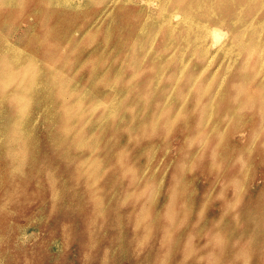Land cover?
<instances>
[{"label": "rangeland", "instance_id": "1", "mask_svg": "<svg viewBox=\"0 0 264 264\" xmlns=\"http://www.w3.org/2000/svg\"><path fill=\"white\" fill-rule=\"evenodd\" d=\"M110 1L47 17L80 59L84 26L107 38L92 85L31 52L33 1L0 0V264H264V24L263 53L210 39L199 57L161 32L159 0Z\"/></svg>", "mask_w": 264, "mask_h": 264}, {"label": "bare ground", "instance_id": "2", "mask_svg": "<svg viewBox=\"0 0 264 264\" xmlns=\"http://www.w3.org/2000/svg\"><path fill=\"white\" fill-rule=\"evenodd\" d=\"M30 1H33V3H34V6H33L34 11H32V12L33 13L35 12L37 14L36 20L38 19V22L40 23V26H41L40 28L43 27L42 30H40V32H37L32 38L29 39L31 52L32 53H38V54L40 53L41 58L45 62H49V63L51 62L53 64L52 66H55V68L57 70H61L63 72L67 71L68 73L76 74L77 72H80V70L78 68L82 67V68H84V70L86 69V71H87L86 76L88 77L87 79L90 81L89 82L87 80V82H89V84L91 82H92L91 83L92 85L101 83V81H103L105 79V76L103 77V75H102L103 71L101 72L100 71L101 68H99V67H101V65L102 66L104 65V62L107 61L106 60L107 58H106L105 54H104V56L102 55L100 50H101V46L108 43L107 38H106V41L102 35L101 36L103 38L102 39L99 38L100 36L97 34V32L94 33L92 31V29L90 27L91 24L89 26H84V27L81 24V26L83 27L82 28V36L83 37L86 36L85 39H87V40H92V41L95 40L96 41V43H95L96 47H93L91 49V53L89 55L85 56V58L82 57L84 59H80V57L78 56L80 54V49L82 47V45L79 46L80 38L77 37L75 35V33L72 31L69 33L66 30V31L62 32V34H60V32L58 31L59 27H58V29L54 28V30L50 29L49 25H51V24L49 23V21H47V17L49 16V13L51 12V10L53 8L52 6L56 3L57 0H52L50 2H48V0H28V2H30ZM118 1H120V0H118ZM144 2L147 5H149L150 7L152 5L151 4L152 2L154 4V0L153 1L152 0H146ZM155 2H156V0H155ZM115 3H116V1H115ZM0 4H1V2H0ZM1 5H3V4H1ZM25 5H26L25 9H27V7H28L27 1H25ZM48 6H49V8H48ZM159 7L162 11V19H163L161 21V26H162L161 32H163L164 34L166 33L169 36L171 34V37H173L174 41L177 42V45H178V43H180V46H178V48H177L178 53H192V54L198 53V55H199V53L204 54L206 51L205 46H206L208 40H210V39H211V42L218 44L217 50H219V52H221V53H248V54L249 53H263L262 52L263 49H262V47H260V43H261L260 34H261V29H263L262 25L264 24V16L262 17L261 20H258L255 22L253 21V19H254L253 17L259 11L264 12V0H159ZM153 8H154V6H153ZM168 8L169 9H175V12H173V10H169ZM25 9L23 11H25ZM30 9L31 8H29V12H30ZM151 9H152V7H151ZM176 9H177V11H176ZM153 10L155 11V9H153ZM179 15H181L183 18V19H181L180 23H176V25L179 24V26H175L174 23H172V25H169L172 22V19L175 17H178ZM228 15H229V17H227ZM246 15H248L249 17H247L246 20H243L244 16H246ZM96 16L97 15L92 16V19H93L92 22L95 21ZM200 17H207L208 20L206 22H201ZM110 18H111V16H110ZM211 18H215L214 19L215 22L209 24V20ZM54 19L56 20L57 24H58V22L63 20V19L61 20L59 14L56 15L54 17ZM54 19H53V22H54ZM32 20H33V18H32ZM239 20L242 21L241 25L236 24L237 21H239ZM86 21L88 22V20H86ZM0 22H2V21L0 20ZM38 22H37V24H38ZM224 25H226L227 27ZM76 26H78V24ZM62 29H64V28H62ZM67 29H68V27H67ZM156 32L157 31H154V34ZM13 33L9 34L8 38H12L13 43L17 42V39L19 41H21V37L23 35L20 37L19 35L15 34L17 36L16 37V36H14ZM153 35H150V36L148 35V37H146L144 43L145 44L146 43L151 44L150 41L155 39V38L152 39V37H154ZM13 36H14V38H13ZM121 40H123V39H121ZM116 42H117V40H116ZM91 43L88 42L89 45H91ZM16 44H18V43H14V45H16ZM93 44H94V42H93ZM263 44H264V42H263ZM37 45H39V46L37 47ZM117 47H116V49H117ZM83 48H84V46H83ZM122 48H123V45H122ZM253 49H255V52L252 51ZM109 52H110V50H109ZM99 53H101V54H99ZM110 54H111V52H110ZM118 55H117V58H118ZM202 56L199 55V57H202ZM223 56H224V54H223ZM235 57H237V56H235ZM258 57L261 60V62L264 60L263 54L258 55ZM110 58H112V57H110ZM177 59H178V57H177ZM188 59H190V58H188ZM119 62H118V64H119ZM187 62H188V60H187ZM108 64H110V63H108ZM115 65H116V68H118L117 64H115ZM182 68H184V67H182ZM77 69L79 71H76ZM206 69H205V71H206ZM109 70H111V69H109ZM104 73H105V71H104ZM109 73L107 72V74H109ZM179 73H178V75H180ZM83 74H84V72H83ZM197 74H199V73H197ZM210 74H209V76H210ZM80 75H81V72H80ZM73 76L71 78H74ZM84 76H85V74H84ZM86 76L84 78H86ZM177 78H179V77L177 76ZM211 79H212V77H211ZM221 79H223V78H221ZM107 80L108 79H106V81ZM194 80H195V75L190 76L189 82L190 83L194 82ZM81 82H82V79H81ZM209 82H210V80L207 83L209 84ZM107 83H109V82H107ZM89 84L87 83V85H89ZM104 85H105V83H104ZM97 89H99V88H97ZM97 92L99 93V91H97ZM100 95H102V94H100ZM104 95L106 96V94H104ZM66 97H68V96H66ZM103 98H105V97H103ZM212 99H213V97L211 98V101H212Z\"/></svg>", "mask_w": 264, "mask_h": 264}]
</instances>
